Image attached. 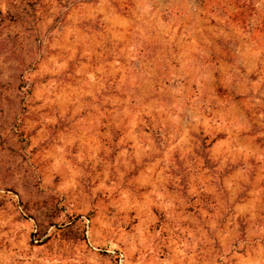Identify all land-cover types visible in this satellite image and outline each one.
<instances>
[{
  "label": "rangeland",
  "instance_id": "rangeland-1",
  "mask_svg": "<svg viewBox=\"0 0 264 264\" xmlns=\"http://www.w3.org/2000/svg\"><path fill=\"white\" fill-rule=\"evenodd\" d=\"M247 3L0 0V264H264Z\"/></svg>",
  "mask_w": 264,
  "mask_h": 264
},
{
  "label": "trees",
  "instance_id": "trees-1",
  "mask_svg": "<svg viewBox=\"0 0 264 264\" xmlns=\"http://www.w3.org/2000/svg\"><path fill=\"white\" fill-rule=\"evenodd\" d=\"M238 2H242V5L238 6L237 12L234 13V19L238 20V21H242V22H246V20H248L249 18V14L247 13V5L249 6L250 4L247 3V0H237ZM256 15H258L261 19V23H259V27L262 28V30L264 29V10L257 13Z\"/></svg>",
  "mask_w": 264,
  "mask_h": 264
}]
</instances>
